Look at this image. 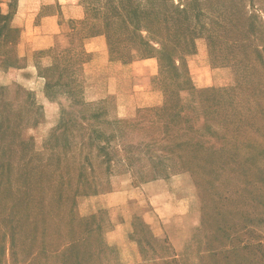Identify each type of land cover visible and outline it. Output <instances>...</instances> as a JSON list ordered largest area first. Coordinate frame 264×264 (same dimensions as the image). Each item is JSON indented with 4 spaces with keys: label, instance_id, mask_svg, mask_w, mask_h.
Returning a JSON list of instances; mask_svg holds the SVG:
<instances>
[{
    "label": "rangeland",
    "instance_id": "rangeland-1",
    "mask_svg": "<svg viewBox=\"0 0 264 264\" xmlns=\"http://www.w3.org/2000/svg\"><path fill=\"white\" fill-rule=\"evenodd\" d=\"M26 1L0 264H264V0H76L53 42Z\"/></svg>",
    "mask_w": 264,
    "mask_h": 264
},
{
    "label": "crops",
    "instance_id": "crops-1",
    "mask_svg": "<svg viewBox=\"0 0 264 264\" xmlns=\"http://www.w3.org/2000/svg\"><path fill=\"white\" fill-rule=\"evenodd\" d=\"M26 3H35L36 7L31 11L32 13V21L31 30L33 32L39 33L42 31L43 38L50 39L53 42V39L56 35L60 34V26L59 22L61 21L62 15L64 14V10L67 9V5L73 4L78 5L76 0H32L26 1ZM3 7L4 10L7 8V0H0V8ZM62 10V11H61ZM36 22L41 25H37ZM34 68V67H33ZM35 69V68H34ZM24 73V70L20 71ZM0 74V80H3V76Z\"/></svg>",
    "mask_w": 264,
    "mask_h": 264
},
{
    "label": "trees",
    "instance_id": "trees-1",
    "mask_svg": "<svg viewBox=\"0 0 264 264\" xmlns=\"http://www.w3.org/2000/svg\"><path fill=\"white\" fill-rule=\"evenodd\" d=\"M144 14L145 13L140 10H134L133 12H130V15L135 19H141ZM11 21V14H2L0 12V59H2L3 50L7 49L10 43L18 42L19 39V30L12 27ZM13 36H15V38H13Z\"/></svg>",
    "mask_w": 264,
    "mask_h": 264
}]
</instances>
